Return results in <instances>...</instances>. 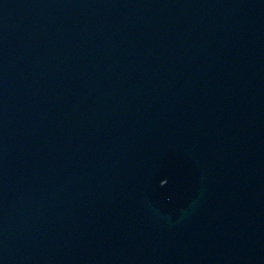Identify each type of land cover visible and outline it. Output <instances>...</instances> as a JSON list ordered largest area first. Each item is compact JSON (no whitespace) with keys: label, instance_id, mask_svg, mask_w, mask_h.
Wrapping results in <instances>:
<instances>
[{"label":"water","instance_id":"obj_1","mask_svg":"<svg viewBox=\"0 0 264 264\" xmlns=\"http://www.w3.org/2000/svg\"><path fill=\"white\" fill-rule=\"evenodd\" d=\"M0 264H264V0H0Z\"/></svg>","mask_w":264,"mask_h":264}]
</instances>
